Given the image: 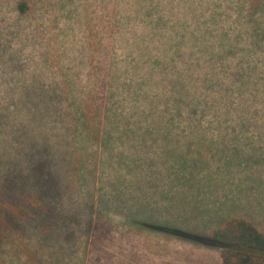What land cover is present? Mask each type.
<instances>
[{"label": "rangeland", "instance_id": "rangeland-1", "mask_svg": "<svg viewBox=\"0 0 264 264\" xmlns=\"http://www.w3.org/2000/svg\"><path fill=\"white\" fill-rule=\"evenodd\" d=\"M234 3L0 0V152L6 155L31 152L29 140L45 138L62 160L59 145L68 151L67 135L48 130V123L63 126L61 112L70 105L105 106L128 118L151 107L162 111L176 99L217 95L223 102L218 115L201 108L204 114L176 117L173 132L122 131L121 119L122 128L109 134L69 139L70 158L75 153L83 162L74 173L63 162L53 173L60 188L56 226L71 235L55 230L37 249L41 260L28 263L222 264L220 250L200 239H210L232 214L264 229V102L248 99L260 115L248 114L246 103L238 107L252 90L241 92L234 78L264 74V55L250 52L246 40L244 51L217 61L232 37H206V24L232 26ZM213 12L216 19L223 13L215 24ZM29 240L37 244L36 236ZM27 257L11 258L28 264Z\"/></svg>", "mask_w": 264, "mask_h": 264}, {"label": "trees", "instance_id": "trees-1", "mask_svg": "<svg viewBox=\"0 0 264 264\" xmlns=\"http://www.w3.org/2000/svg\"><path fill=\"white\" fill-rule=\"evenodd\" d=\"M235 4V13L231 12L233 8H230V11L227 10L228 7L225 8L227 13H234L233 16L230 15L234 22L232 26L206 24L207 39L215 36L217 39L230 41L232 37V46L228 42L229 48L224 51L218 48V44L208 43V48L218 50V52L221 51L215 56L217 61H225L224 57H233L238 52L244 51L245 48L241 45V42L246 40H248L250 52L260 51L264 55V0H236ZM19 10L22 13L26 11L24 3L19 6ZM222 16L223 13H218L216 19L213 12L211 15L213 24ZM156 22L162 23V20L158 19ZM148 25L151 24L148 23ZM236 33V38H234ZM257 60H260V58ZM256 69H259L258 66ZM261 70H264V68ZM256 74L236 73L234 76L236 83L241 84L239 87L241 92L248 93V87L252 90L250 94H244L241 97L237 106L242 107L246 103V112L253 116L260 115L261 112L255 108L252 100L251 103H248V99L253 97L258 98V102L260 100L264 102V74H260V72ZM255 78L258 79L255 80ZM149 81H151V77ZM212 86L209 84L207 88L210 89ZM108 92L110 93L109 99H111L113 95L111 91ZM260 94H262V97H260ZM222 103V97L217 95L203 100L196 99L193 102L176 99L167 102L162 111H158L156 107H151L150 109L137 111V114H132L128 118L124 117L125 115L114 117L110 112V108L105 106H103V110L102 107H93L89 104L77 107L70 105L64 107L61 112V116L64 117L63 126L60 121L56 122L55 128L48 123V130L62 129L64 134L61 136H68V138L66 136L67 144H65L68 151H64V145L62 147L59 145V148L63 149L62 160L56 158L54 155L56 153V151L54 152L55 148L45 138L41 141L31 138L28 145L31 149V152L28 149L29 153L16 150L12 155H6L0 152V264H19L12 258L17 257L18 261L21 262L22 255H28L26 263L41 260V254L37 251L38 247L42 248L43 244H48L47 240L56 234V231L60 234L65 231L67 235H71L69 228L65 230V228L60 229L59 226H56L58 217L56 211L57 198H60V188L59 181L53 173V166H58L63 162L65 163L63 166L73 168L72 173H74L78 164L83 162V159H79L75 153L70 158L71 147H73L70 141L74 139V135L78 137L81 134H86L99 137V133L109 134L110 130L122 128L121 119L125 121V128L122 131L144 132L145 134L155 131L173 132L176 128H179L174 123L176 117L204 114L199 113L201 108L202 112L208 114L213 112L214 115H218L221 111L218 105ZM184 107L186 108L185 111L183 110ZM251 107L253 110H251ZM166 118H168L167 121L164 120ZM259 159H262V157ZM231 212L229 210L228 213L231 214ZM88 228H91V223H89ZM84 229L86 228L84 227ZM32 235L36 236L37 241L35 242L37 244L29 240ZM23 236L28 239L25 245L22 244ZM200 241L220 250L222 264H264V229H260L244 216L229 215L212 232L210 239L205 238L200 239ZM12 245H16L14 250L9 249Z\"/></svg>", "mask_w": 264, "mask_h": 264}]
</instances>
